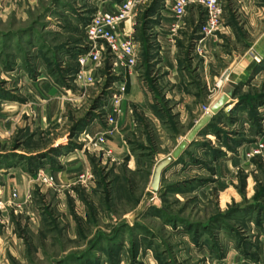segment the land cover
Instances as JSON below:
<instances>
[{"label": "rangeland", "instance_id": "374dc122", "mask_svg": "<svg viewBox=\"0 0 264 264\" xmlns=\"http://www.w3.org/2000/svg\"><path fill=\"white\" fill-rule=\"evenodd\" d=\"M118 2L0 0V264H264V63L153 192L184 139L133 169L90 144L117 76L84 25Z\"/></svg>", "mask_w": 264, "mask_h": 264}, {"label": "crops", "instance_id": "0c3cea01", "mask_svg": "<svg viewBox=\"0 0 264 264\" xmlns=\"http://www.w3.org/2000/svg\"><path fill=\"white\" fill-rule=\"evenodd\" d=\"M144 4L136 20L118 26L119 37L131 39L138 59L132 69L113 68L125 91L105 143L114 157L127 158L130 169L143 157L137 150L172 149L202 117L203 105L208 112L226 85L235 91V85L243 88L255 80L264 63V0H221V24L200 53L194 44L204 15L200 7H189L179 19L170 0L152 12ZM104 129L103 121L93 132Z\"/></svg>", "mask_w": 264, "mask_h": 264}, {"label": "built area", "instance_id": "2783aa9c", "mask_svg": "<svg viewBox=\"0 0 264 264\" xmlns=\"http://www.w3.org/2000/svg\"><path fill=\"white\" fill-rule=\"evenodd\" d=\"M147 0H121L115 13L97 11L92 14L84 25L87 52L79 58L83 65L88 60L99 64L106 58V53L112 57V67L126 66L132 69L138 59L135 45L129 38H120L118 26L120 23L132 21L138 9ZM171 9L176 18H181L189 7L198 6L203 11V19L198 25L197 37L194 39L195 50L200 53L201 46L206 37L213 35L221 24V0H170ZM174 31L175 28L173 27ZM92 82V78H88ZM125 91L124 82H120L110 93L108 103L102 106L101 117L105 123L102 134L97 135L90 143L96 148L105 143V133L114 126V116L119 114L120 101ZM205 111L208 108H204ZM105 132V133H104ZM45 183L51 181L50 177H42Z\"/></svg>", "mask_w": 264, "mask_h": 264}, {"label": "water", "instance_id": "95a60500", "mask_svg": "<svg viewBox=\"0 0 264 264\" xmlns=\"http://www.w3.org/2000/svg\"><path fill=\"white\" fill-rule=\"evenodd\" d=\"M233 92L234 88L231 85H226L223 89V95L211 105L208 112H205L202 117L195 122L193 127L185 135L184 140L175 147L170 156L160 160L155 165L150 182L151 191L156 192L158 190L162 173L177 160L183 151L193 142L195 137L199 136L200 133L206 129L208 123L214 116L226 106Z\"/></svg>", "mask_w": 264, "mask_h": 264}, {"label": "trees", "instance_id": "16d2710c", "mask_svg": "<svg viewBox=\"0 0 264 264\" xmlns=\"http://www.w3.org/2000/svg\"><path fill=\"white\" fill-rule=\"evenodd\" d=\"M216 115H217V114H216ZM216 115H215V116H216ZM215 116H214V117H215ZM213 120H214V118H213V119H212V120H211V121L208 123V125H207V127H206V128H208V127H209L210 123H211Z\"/></svg>", "mask_w": 264, "mask_h": 264}]
</instances>
